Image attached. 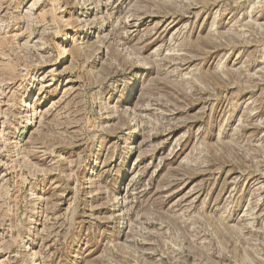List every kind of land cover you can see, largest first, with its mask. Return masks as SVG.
Listing matches in <instances>:
<instances>
[{
	"label": "rangeland",
	"instance_id": "rangeland-1",
	"mask_svg": "<svg viewBox=\"0 0 264 264\" xmlns=\"http://www.w3.org/2000/svg\"><path fill=\"white\" fill-rule=\"evenodd\" d=\"M0 264H264V0H0Z\"/></svg>",
	"mask_w": 264,
	"mask_h": 264
},
{
	"label": "bare ground",
	"instance_id": "bare-ground-1",
	"mask_svg": "<svg viewBox=\"0 0 264 264\" xmlns=\"http://www.w3.org/2000/svg\"><path fill=\"white\" fill-rule=\"evenodd\" d=\"M31 5H33V4H31ZM65 35L62 36V38H61V42L63 43V45H64V42L63 41L66 40ZM63 45H60V47H59L60 48L59 50L62 52V54L60 56L61 57L60 58L61 60L65 57V53H66L65 45L64 46ZM33 86L34 85L32 83L24 91H22V94L21 95L23 96V98L20 99L21 101L22 100H25V99H28L29 97H31L30 96V92H31ZM30 100H31V98L29 100H26V102L24 104L23 110H26V113L27 114H26V118L24 117V123H23V125L21 127V131H19L20 132V135L23 134L26 130H28L32 126V120H34V117H35L34 116L35 115V112H34V109L32 108V103H30ZM117 198L120 199L121 197L118 195Z\"/></svg>",
	"mask_w": 264,
	"mask_h": 264
}]
</instances>
